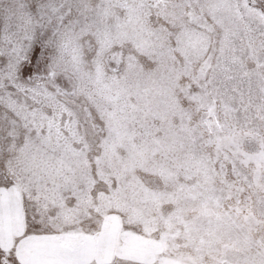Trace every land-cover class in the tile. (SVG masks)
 Returning a JSON list of instances; mask_svg holds the SVG:
<instances>
[{
	"label": "snow or ice",
	"instance_id": "snow-or-ice-1",
	"mask_svg": "<svg viewBox=\"0 0 264 264\" xmlns=\"http://www.w3.org/2000/svg\"><path fill=\"white\" fill-rule=\"evenodd\" d=\"M0 264H264V0H0Z\"/></svg>",
	"mask_w": 264,
	"mask_h": 264
}]
</instances>
